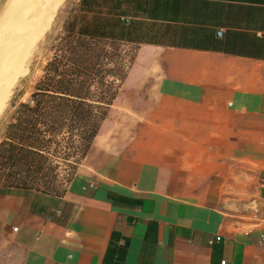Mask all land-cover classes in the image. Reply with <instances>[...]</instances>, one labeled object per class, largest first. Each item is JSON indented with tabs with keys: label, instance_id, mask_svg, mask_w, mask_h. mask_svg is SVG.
<instances>
[{
	"label": "crops",
	"instance_id": "crops-1",
	"mask_svg": "<svg viewBox=\"0 0 264 264\" xmlns=\"http://www.w3.org/2000/svg\"><path fill=\"white\" fill-rule=\"evenodd\" d=\"M74 13L138 52L63 199L0 189V264H264V0Z\"/></svg>",
	"mask_w": 264,
	"mask_h": 264
},
{
	"label": "trees",
	"instance_id": "trees-1",
	"mask_svg": "<svg viewBox=\"0 0 264 264\" xmlns=\"http://www.w3.org/2000/svg\"><path fill=\"white\" fill-rule=\"evenodd\" d=\"M73 22L52 46L30 99L16 107L6 126L0 142L2 190L63 199L127 79L135 57L124 56L123 44L76 33Z\"/></svg>",
	"mask_w": 264,
	"mask_h": 264
},
{
	"label": "rangeland",
	"instance_id": "rangeland-1",
	"mask_svg": "<svg viewBox=\"0 0 264 264\" xmlns=\"http://www.w3.org/2000/svg\"><path fill=\"white\" fill-rule=\"evenodd\" d=\"M52 1V0H51ZM55 3L50 9L42 7L39 14L31 19L33 23L44 19V30L36 41L35 45L29 49L26 59L20 60L27 49H19L17 59L8 67L7 75L20 74L14 83L13 93L4 107L0 109V142L3 138L6 126L20 103H25L30 99L37 82L43 76V70L52 57V46L64 33L67 26L75 17V10L79 0H54ZM44 15V18L42 16ZM40 27V26H39ZM124 56L129 59L135 57L138 48L135 46L122 45ZM7 85V83H5Z\"/></svg>",
	"mask_w": 264,
	"mask_h": 264
},
{
	"label": "bare ground",
	"instance_id": "bare-ground-1",
	"mask_svg": "<svg viewBox=\"0 0 264 264\" xmlns=\"http://www.w3.org/2000/svg\"><path fill=\"white\" fill-rule=\"evenodd\" d=\"M54 3V0H6L0 9V109L10 99L20 76L18 73L7 75L8 67L17 59L20 48L28 47L20 60L27 58L29 49L45 28L44 19L36 23L31 19L39 14L40 8L50 9Z\"/></svg>",
	"mask_w": 264,
	"mask_h": 264
},
{
	"label": "water",
	"instance_id": "water-1",
	"mask_svg": "<svg viewBox=\"0 0 264 264\" xmlns=\"http://www.w3.org/2000/svg\"><path fill=\"white\" fill-rule=\"evenodd\" d=\"M5 1L6 0H0V9L2 8V6H3V4H4Z\"/></svg>",
	"mask_w": 264,
	"mask_h": 264
},
{
	"label": "built area",
	"instance_id": "built-area-1",
	"mask_svg": "<svg viewBox=\"0 0 264 264\" xmlns=\"http://www.w3.org/2000/svg\"><path fill=\"white\" fill-rule=\"evenodd\" d=\"M220 264H227L225 261H222Z\"/></svg>",
	"mask_w": 264,
	"mask_h": 264
}]
</instances>
